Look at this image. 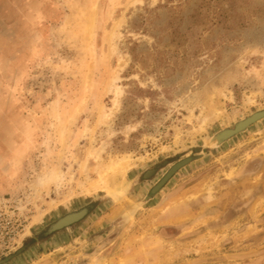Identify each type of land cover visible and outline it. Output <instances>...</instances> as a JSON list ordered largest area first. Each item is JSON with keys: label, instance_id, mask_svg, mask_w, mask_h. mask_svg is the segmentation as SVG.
Wrapping results in <instances>:
<instances>
[{"label": "rangeland", "instance_id": "obj_1", "mask_svg": "<svg viewBox=\"0 0 264 264\" xmlns=\"http://www.w3.org/2000/svg\"><path fill=\"white\" fill-rule=\"evenodd\" d=\"M262 109L264 0H0V264H264Z\"/></svg>", "mask_w": 264, "mask_h": 264}, {"label": "water", "instance_id": "obj_2", "mask_svg": "<svg viewBox=\"0 0 264 264\" xmlns=\"http://www.w3.org/2000/svg\"><path fill=\"white\" fill-rule=\"evenodd\" d=\"M252 119H255L254 121ZM264 119V109L263 110H259L254 114L249 115L248 117L240 120L238 123H236L234 125L233 128H229L228 131L229 133H221L218 132L215 135H213L212 137H210L207 141V143H204L201 146H198L200 152H202L203 150L207 149V148H216L219 147L220 145H222L226 140H229L243 132H245L250 126H252L253 124H255V122H257L258 120H262ZM252 121V122H251ZM258 121V122H259ZM248 122V124L242 128L239 129V127L241 125H244ZM227 135V136H224ZM197 159V157H193L192 155L190 156H186L183 157L182 159L178 160L177 162L173 163L168 169L167 171L162 175V177H160L157 181H155L156 183L150 188V190L148 191V193L145 195L143 202H148L149 200H151L155 195H157L163 188L164 186L168 183V181H170V179L182 168H184L185 166L191 164L193 161H195ZM87 210L81 209L79 210L77 213H70L68 214L66 220H63L62 223H60L59 225H56L58 223V221L55 223L56 226H51L49 231H57L59 229H62L64 227H68L70 225H73L75 222H78L79 220L83 219L86 214H87Z\"/></svg>", "mask_w": 264, "mask_h": 264}, {"label": "bare ground", "instance_id": "obj_3", "mask_svg": "<svg viewBox=\"0 0 264 264\" xmlns=\"http://www.w3.org/2000/svg\"><path fill=\"white\" fill-rule=\"evenodd\" d=\"M263 110V109H262ZM257 112V111H256ZM256 112H254V113H256ZM254 113H252V114H254ZM253 121L255 120V119H252ZM259 121V120H258ZM257 121V122H258ZM252 122V121H251ZM257 122H255V123H257ZM238 123V122H237ZM248 124V122L246 123V124H244V125H241L240 127H239V129L240 128H242V127H244V126H246ZM228 129L229 128H225V129H223V130H221L220 132L221 133H223L224 132V134L225 133H229V131H228ZM230 134V133H229ZM224 136H227V135H224ZM227 141V140H226ZM118 159V158H117ZM126 158L124 157V159H122V160H120V161H118V160H113V159H111V162H109L108 164H107V166L106 167H103L102 168V170L99 172V176H98V179L94 182V183H92L93 184V186H92V189L91 190H93L94 192L95 191H109L114 185L112 184V182L111 181H113L114 183L115 182H117L118 180H117V177L118 176H122L123 174H124V171H126V170H128V168L130 167V162H127L126 163V160H125ZM113 160V161H112ZM106 165V164H105ZM107 171H111V173H113V176H112V180L111 181H109L105 176H104V173H107ZM117 172H119L118 174H117ZM122 178V177H121ZM124 179V178H123ZM111 185H113V186H111ZM114 189V188H113ZM84 209V208H83ZM87 211H88V209L87 208H85ZM78 212V211H77ZM77 212H75V213H77ZM72 213H74V212H72ZM67 216H68V214L67 215H64L63 217H61V218H59L57 221H58V223L56 224V225H59L60 223H62L63 222V220H66V218H67ZM56 221V222H57ZM36 222L38 223L39 222V224H41L42 223V221H41V219H34V221H33V223H31V226H30V228H29V230H32L33 228H36V226H34L35 224H36ZM55 222V223H56ZM55 223H53L51 226H56L55 225Z\"/></svg>", "mask_w": 264, "mask_h": 264}]
</instances>
